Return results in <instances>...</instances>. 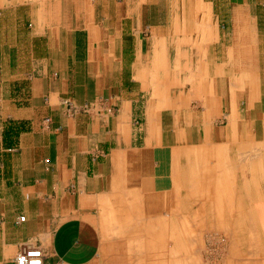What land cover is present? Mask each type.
<instances>
[{
  "label": "crops",
  "instance_id": "obj_1",
  "mask_svg": "<svg viewBox=\"0 0 264 264\" xmlns=\"http://www.w3.org/2000/svg\"><path fill=\"white\" fill-rule=\"evenodd\" d=\"M262 24L264 0H0V264H98L184 192L186 149L263 141Z\"/></svg>",
  "mask_w": 264,
  "mask_h": 264
},
{
  "label": "bare ground",
  "instance_id": "obj_2",
  "mask_svg": "<svg viewBox=\"0 0 264 264\" xmlns=\"http://www.w3.org/2000/svg\"><path fill=\"white\" fill-rule=\"evenodd\" d=\"M235 126H237L236 123ZM243 142L245 141H237L236 145L245 146L247 144L246 146H250L251 149L256 146L253 137H249L248 143ZM260 144L264 145V139L260 141ZM201 149L197 147L194 151L202 152ZM186 150L188 154L194 152L190 148ZM202 157L203 161L197 160L198 157H196L189 164L183 163L177 166L178 172L182 175L181 179H184L177 182L178 188H184L183 193L179 192L178 196L163 198L157 203L151 201L143 206L141 213L137 208L127 213L126 224L137 222V226H141L136 229L138 245L135 247L131 245L132 241L128 240L130 243L121 248L127 254L126 256L130 255L129 251L136 254L138 259L136 263L142 264L144 256L150 257L149 264L188 263L193 258V254H188V252V255L186 254L189 245L192 244L190 243L191 235L198 230L221 227L228 235L231 249L227 264H259L260 261L264 264V188H260L255 175L258 168L264 170V167L261 169L263 165L261 153L259 151L255 153L238 151L225 167H219V163L215 162L206 150L202 152ZM211 161L215 162V166L211 164L213 163ZM244 170L252 174L250 179L245 173L241 174ZM228 171H234V175H230L231 180L223 179L222 174L225 172L228 174ZM217 176L219 178L216 180ZM239 180L242 181L241 188L237 185ZM243 193H248L250 203L243 200L244 203L240 204ZM259 193L262 195L259 196ZM230 209L231 211H228ZM134 242L135 240L132 243ZM194 256H196L194 261L200 260V257L197 258L198 255Z\"/></svg>",
  "mask_w": 264,
  "mask_h": 264
},
{
  "label": "rangeland",
  "instance_id": "obj_3",
  "mask_svg": "<svg viewBox=\"0 0 264 264\" xmlns=\"http://www.w3.org/2000/svg\"><path fill=\"white\" fill-rule=\"evenodd\" d=\"M221 24H222V32L227 33L229 31L228 25L224 24L223 22ZM262 25L264 26V24H262ZM176 51H177L176 49H173V54H174L173 60L178 57L177 56L178 54ZM177 67L178 68H176V66H175V68H176L175 71H181V66H177ZM262 67L264 68V66H262ZM182 73H184V72H182ZM176 84L178 86L174 88L173 92H176V94L181 95V93L183 92V89H184V88H182L183 87L182 81L177 80ZM186 91L187 90H185V92ZM90 107L91 106H88L87 109H89ZM84 109L87 110L86 105L84 106ZM114 109L115 108H113V107L111 108V110H114ZM236 124L240 127V125L238 123H236ZM242 129L244 131L243 127H242ZM243 133H244V137H247V136H245V132H243ZM241 139H242V137H241ZM255 145L256 146L252 147V149L250 146H246V148H245L244 145H242V146L236 145L235 146L236 148L232 149L231 152L227 150L228 156H231L233 159V157L236 156V153L238 151H241L242 153H245V152L246 153H248V152H252V153L254 152L255 153V152L259 151V153H261V156L263 157V159L261 160V162L263 163V165L261 166V169H262L264 167V145L260 144V142H258V143L256 142ZM256 149H257V151H256ZM261 150H263V151H261ZM262 152H263V154H262ZM194 153L200 154L201 152L194 151ZM224 153L225 152H223L222 157L225 156ZM229 153H230V155H229ZM210 156H211V158H214L213 155H210ZM242 156H243V154H242ZM231 157L230 158L228 157L225 160H224V158H222V159L220 158L221 160H215V162L219 163V165H220L219 167H225L228 164L229 160H231ZM211 162H213V161H211ZM215 162H213L211 164H213L215 166ZM232 163H234V162H232ZM211 164L209 163V166ZM239 164H240V162H239ZM229 172H230V174H229ZM244 173L248 178L250 177V175H252V174H250V172L248 170H244L241 174L244 175ZM230 175L233 176L234 171H228V174H227V172H225V174H222L223 179H226V180L232 179L230 177ZM255 175L258 179L259 185L261 186L260 188L261 189L264 188V170L263 169L260 170V168H258ZM218 178L219 177L217 176L215 179L217 180ZM241 182H242L241 180L237 181V185L239 188H241V186H242ZM260 195H262V194L259 193V196ZM196 197H197V195H196ZM248 197H249L248 193H246V194L243 193V195L241 197L243 199H242V202H240V204L244 203L243 200L248 201ZM248 202L250 203V201H248ZM228 211H231V209ZM216 212H217V210H216ZM145 233H147L146 230H145ZM193 237H194V239H193ZM131 241L133 242L134 240H131ZM132 242H131V245H133L135 247H136V245H138L137 244L138 241L135 240V242H134L135 245ZM102 243L103 244L101 246V254L98 256V264H134V263L138 264V262L136 263V261H138L136 254L132 253L131 251H129L130 255L126 256L127 254H125L124 250L120 249V250L115 251L116 252L115 256H111V254H110L111 252L109 253L107 251V249L105 248L107 242L103 241ZM119 243H121L123 245L124 244L128 245L130 243V241L129 242L128 241H118L117 244H119ZM174 243L176 244V242H174ZM190 243H192V244L189 245V247H188L189 249L186 251V254H187V252H188V254H193V258L195 257L194 259L192 258L193 261L196 259V256H194V255H198L197 258L200 257L199 261H202L203 262L202 264H227L228 263L227 262L228 256L231 252L230 251L231 249H230L228 235L224 232L223 229H221V227H219V228H217V227L206 228V229H203L202 231H200V230L195 231L191 235V242ZM135 249H133V250H135ZM119 253H120V255H119ZM149 258H150L149 256L148 257L144 256V261L142 262V264H149ZM191 261H189L188 263L184 262L183 264H195L194 262H196V261H194V262H191ZM199 261L197 259V262L200 264ZM197 262H196V264H198ZM179 264H181V263H179ZM259 264H263L262 261H260Z\"/></svg>",
  "mask_w": 264,
  "mask_h": 264
},
{
  "label": "built area",
  "instance_id": "obj_4",
  "mask_svg": "<svg viewBox=\"0 0 264 264\" xmlns=\"http://www.w3.org/2000/svg\"><path fill=\"white\" fill-rule=\"evenodd\" d=\"M88 106H86V109ZM22 219H25L22 216ZM45 253L40 246L24 245L16 258L17 264H43Z\"/></svg>",
  "mask_w": 264,
  "mask_h": 264
}]
</instances>
